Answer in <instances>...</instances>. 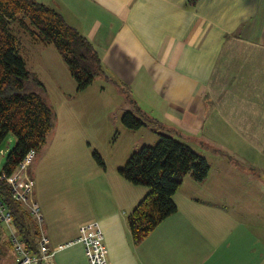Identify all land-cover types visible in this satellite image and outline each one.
Instances as JSON below:
<instances>
[{
    "label": "crops",
    "instance_id": "1",
    "mask_svg": "<svg viewBox=\"0 0 264 264\" xmlns=\"http://www.w3.org/2000/svg\"><path fill=\"white\" fill-rule=\"evenodd\" d=\"M86 1L99 6L95 23L84 32L81 23L66 21L97 49L106 78L119 76L148 91L140 110L155 118L162 129L169 126L200 149L210 171L203 181L186 174L173 196L177 210L135 242L128 216L149 188L127 180L120 166L109 172L106 162L84 163L85 213L68 207L59 211L51 204L52 194L44 197V206L59 212L57 220L62 217L60 226H44L45 213L34 187L51 246L77 237L82 224L97 220L104 231L109 264H264V185L230 153L217 154L210 161L204 145L212 134L230 131L225 127L217 131L214 126L216 117L223 118L217 112L213 87L223 82H215V70L235 69V75L227 73L224 78L235 92L246 87L247 81L259 84L257 75L246 80L236 70H248L247 54L264 51V0ZM74 14L84 18L78 10ZM232 98L226 94L224 102ZM231 180L235 186L229 184ZM105 184L110 192L104 191ZM8 229L0 222V264L14 263ZM49 264H88L84 245L57 250Z\"/></svg>",
    "mask_w": 264,
    "mask_h": 264
},
{
    "label": "rangeland",
    "instance_id": "2",
    "mask_svg": "<svg viewBox=\"0 0 264 264\" xmlns=\"http://www.w3.org/2000/svg\"><path fill=\"white\" fill-rule=\"evenodd\" d=\"M37 1L65 13L63 15L68 22L73 20V22L81 23L84 25V32L89 28V24L95 23L93 16L98 14L99 8L98 4L90 5L86 0H56L58 3L52 0L51 4L50 0ZM69 8H72L73 13ZM74 10L84 14V18L74 14ZM72 16L77 17L72 19ZM24 21L27 24L26 27H20V23L19 25L15 23L17 26L15 31L20 38L21 53L29 69L44 84L45 89L35 86L41 89L45 100L51 106L54 112V123L46 142L34 154L23 173L31 174V176L32 173L34 174L35 195L42 203L45 213L44 226L49 228L53 225L60 226L62 217L57 220L59 212L44 206L45 195L52 194L53 198L49 197L51 204L59 211L68 207L75 211L80 210L82 214L85 213L84 209H88V202L84 197V163L95 162V152L102 156L109 172H114L113 168L118 169L120 166L118 169L120 170L132 153L143 145L156 144L159 140V131L180 139L181 137L169 126L167 129H162L160 123L157 127L158 132H156V126H144L141 127L142 129L127 128L122 122L124 113L133 111L140 116L138 108H141L140 102L143 103V95L148 91H143L139 86L133 87L127 84L119 76L106 78L107 74L103 78L97 76L89 86L78 89L77 82L60 51L52 43L46 44L40 41L38 30L34 25L29 19ZM247 57L244 64L248 70L244 71L240 68L236 70V73L241 72L242 78L246 80L257 75L258 85L247 81L248 85L239 88L240 91L236 93L233 89H228L229 84L224 83L226 74L235 75V69L217 68L215 70V82H223L221 86L213 84L218 97L217 112L221 113L223 118L216 117L214 126L217 131L224 130V127L230 131L212 134V139L205 140L204 145L208 147L205 151L210 161L215 160L217 154L230 153L241 160L247 171L256 173L259 177L257 182L264 185L262 183L264 182V66H262L264 51L249 53ZM208 93L211 95L213 92L209 89ZM226 94L235 98H232L230 102H224ZM223 102L228 106L227 109L223 108ZM15 141L12 134L0 146L1 173L8 151ZM229 184L235 186L232 180ZM143 187L146 186L143 185ZM103 189L108 190L107 184ZM108 191L110 192V189ZM47 200L46 202H49L48 198ZM48 216H50L49 220ZM72 221L75 222V220ZM0 222L9 228L6 234L11 233L12 226L9 227L1 220ZM65 223L69 225V221ZM79 246L81 245H77Z\"/></svg>",
    "mask_w": 264,
    "mask_h": 264
},
{
    "label": "trees",
    "instance_id": "3",
    "mask_svg": "<svg viewBox=\"0 0 264 264\" xmlns=\"http://www.w3.org/2000/svg\"><path fill=\"white\" fill-rule=\"evenodd\" d=\"M25 19L38 30L40 41L52 43L60 51L78 89L89 86L97 76L106 75L92 42L78 28L67 23L54 7L37 0H0V146L9 135L13 134L16 140L2 168V173L7 175L17 170L31 150L37 153L54 123V112L41 93L44 84L29 69L21 53L15 23L26 27ZM138 112L140 116L126 111L123 124L130 129L156 126L158 132L159 122L145 116L139 108ZM159 132L156 144H145L133 152L119 170L132 183L149 188L128 216L135 242L142 240L177 210L173 196L186 174L203 181L210 171V163L204 154L180 138ZM95 157L98 163L105 165L98 152ZM0 188L12 210L14 226L33 247L30 241L38 232L37 223L11 196L9 184L1 178ZM7 243L12 246L10 240Z\"/></svg>",
    "mask_w": 264,
    "mask_h": 264
},
{
    "label": "built area",
    "instance_id": "4",
    "mask_svg": "<svg viewBox=\"0 0 264 264\" xmlns=\"http://www.w3.org/2000/svg\"><path fill=\"white\" fill-rule=\"evenodd\" d=\"M35 153L34 150H31L17 168V171H14L11 175L0 174V178L9 184L11 196L27 210L38 227V232L36 231L35 236L30 241L33 244V247H31L27 244L26 237L14 226L12 210L5 201V196L0 188V220L9 227L12 226L9 240L15 253L13 264H49L57 250L75 243L84 245L88 264H109L106 256L104 231L97 220L82 224L77 237L59 244L56 248L51 246V239L42 226L43 213L41 206L33 197L35 187L33 177L31 174L25 175L23 173Z\"/></svg>",
    "mask_w": 264,
    "mask_h": 264
}]
</instances>
